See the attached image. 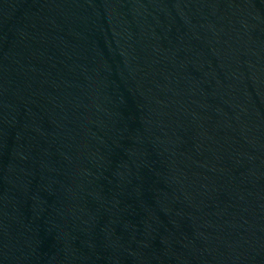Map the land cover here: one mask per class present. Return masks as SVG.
Masks as SVG:
<instances>
[{
    "label": "water",
    "instance_id": "obj_1",
    "mask_svg": "<svg viewBox=\"0 0 264 264\" xmlns=\"http://www.w3.org/2000/svg\"><path fill=\"white\" fill-rule=\"evenodd\" d=\"M0 264H264V0H0Z\"/></svg>",
    "mask_w": 264,
    "mask_h": 264
}]
</instances>
